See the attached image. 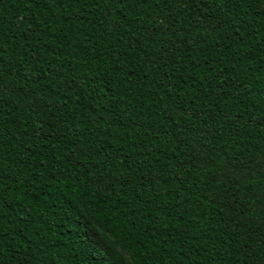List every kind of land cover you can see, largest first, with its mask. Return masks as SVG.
Here are the masks:
<instances>
[{
	"label": "trees",
	"instance_id": "1",
	"mask_svg": "<svg viewBox=\"0 0 264 264\" xmlns=\"http://www.w3.org/2000/svg\"><path fill=\"white\" fill-rule=\"evenodd\" d=\"M245 6L248 8L247 12L237 9L240 12L239 19L244 20L247 16L255 17L259 21L260 17L256 13L264 9V4H261L260 0H253ZM65 11L72 13L71 18L61 15L60 23L57 24L53 14V22L44 26L39 20H48L47 13L42 14L35 9H29L26 4L17 7L16 0H0V25L3 31L0 37L3 41V45L0 46L2 48L0 60L3 63L5 109L13 105L11 99L13 90L19 93L20 85L28 87L25 79L29 74V66L35 68L36 64L31 59L33 50L42 61L54 60L62 52L63 56L56 60L57 71L61 68L60 60H63L66 69H72L73 65L78 69L75 72L77 82L67 100L68 121L64 120L63 115L48 116L50 121H55L56 137L49 135L47 142L45 141L47 126L39 138L31 129L28 130L29 135H24L23 127L14 129L15 134L5 130L7 138L0 147L4 171L11 176L9 170L15 169L21 181L24 177H27V181L16 184V176L7 179L3 215L0 216V238L5 241L7 250L0 264H25L26 258L28 264H170L162 234L166 235L167 232L175 234L177 231L203 237L200 240L201 250L191 261L186 256L182 264H232L226 252V245L232 237H236L232 240L233 246L249 238L259 241V234L253 235L257 230L258 220L249 210L258 197L264 195V175L256 166L260 160L259 145L254 139L257 136L256 130H252L251 134L244 133L233 137L235 143H225L226 137L217 143V150L229 168L234 165L243 167L239 164L243 161L251 170L245 168L239 181L235 178L228 179L222 186L223 191L217 190L214 205L210 201L203 203L197 201L182 186L176 185L177 190L173 192V197L179 203L173 202L170 208L165 206L169 215L164 216L161 213L160 219L166 220L169 227L158 230L154 224L156 215L160 212L158 205L161 201L155 197V192L151 188L137 192L132 190L131 185L119 186L115 183V177L108 182L105 177L109 175V171L103 167L106 163L105 157L109 153L116 155L113 149H122L119 152L121 161L132 152L131 142L128 144L116 142L124 134L123 125L117 124L116 128H108L104 124V121H111L113 118L116 103L114 95L127 98L129 117L145 121L150 117L159 119L156 109L160 104H153V100L157 99L155 92L160 88L159 82L154 83L156 81L154 73L158 65L152 66L151 71L138 65L135 58L138 47L134 43L136 37L127 34L126 29L123 32H116L115 35L111 33L103 35L105 30L97 19L100 10L91 3V0L89 5L84 7L73 3L67 6ZM116 13L123 19L125 10L117 9ZM77 16L80 18L77 19ZM144 19L150 20L151 16H145ZM61 24L64 25L67 41H84L86 35H94L97 39L91 43L60 47L54 51L58 45L66 42L57 39ZM29 26L32 30L26 32L25 29ZM235 27V24L225 25L224 29H219L218 34L213 32L212 36L217 39L223 36L226 41L228 33L234 35ZM53 28L56 29L55 33L52 31ZM192 31L195 33L196 28ZM101 35L102 40L99 39ZM204 35L207 34L201 35L200 38L203 39ZM121 37H124L123 43L120 42ZM177 44L179 45V41ZM199 47L204 51H196L188 56L178 51L175 58L165 55L169 63L162 72L169 73L172 81L177 83L178 92L182 93L183 89H188L192 85L202 89L203 85L208 83L202 80V70L207 67V59L216 54V44L208 40ZM84 50L87 52V63L80 59ZM191 56L200 61L199 69L195 68ZM159 59L157 57V60ZM176 60L180 62L176 63ZM252 65L260 66L261 61L258 58L254 59ZM253 67H249L250 72ZM173 68L176 71H172ZM181 71L183 75H180ZM260 71L264 72V67H261ZM146 72L147 78L142 79ZM63 74L67 76L68 71ZM225 76L231 78V72H225ZM163 78L168 80V76ZM129 80L132 82L131 85ZM262 90L264 85L257 82L253 95L258 98ZM64 98L62 94L60 99ZM132 105H136L135 110ZM73 114L77 116L74 122ZM255 114L259 116L258 112ZM80 116H83V123H80ZM89 116L100 119L104 125L100 133L107 130V138L102 135L98 137ZM131 123L130 119L129 126ZM69 127L72 128L71 132L68 131ZM77 127L80 132L76 131ZM65 133L71 140H76L80 133L84 134L85 142L89 137H93L96 150L92 153L94 159L87 152L78 153L74 167L61 174L53 167L55 160L60 158L59 152L53 156L52 149L63 148L67 153V147L58 143V137ZM161 135L163 136V133ZM65 144L67 145L68 141H65ZM105 147L109 149L108 152L104 151ZM157 155L159 156V153ZM168 156L175 160L170 152ZM90 164L100 167L93 168L94 175H85ZM162 166L163 160L158 164L153 158L151 165H145L142 171L146 173L151 169H162ZM101 172L104 173L103 176L100 175ZM125 175L128 173L125 172ZM166 179L167 176H163L157 188L162 194L164 188L169 191L173 188L171 182L165 184ZM134 183L144 187L141 170L135 174ZM124 197L128 198L127 208L124 206ZM149 197L155 199V204L148 203ZM137 208L140 211H136ZM189 246L195 247L196 241H191ZM157 247L161 249L163 255L161 253L145 255ZM217 251L222 255H216Z\"/></svg>",
	"mask_w": 264,
	"mask_h": 264
},
{
	"label": "snow or ice",
	"instance_id": "2",
	"mask_svg": "<svg viewBox=\"0 0 264 264\" xmlns=\"http://www.w3.org/2000/svg\"><path fill=\"white\" fill-rule=\"evenodd\" d=\"M252 2L253 0H91V3L100 10L97 19L105 30L103 35L108 33L115 35L116 32H123L126 29L127 34L136 37L134 43L138 47L135 58L138 65L148 71L152 70V66L158 65L154 73L156 78L154 83L159 82L160 88L155 92L157 99L153 100V104H160V107L156 109L159 119L150 117L145 121L129 117L127 98L114 95L113 99L116 103L112 113L113 118L111 121H104V124L108 128H116L117 124H122L124 134L116 142L121 144L131 142L132 152L121 161L119 152L122 149H113L116 155L109 153L103 165L109 171V175L105 177L106 181L111 182L115 177V183L119 186L131 185L132 190L137 192L151 188L155 192V197L161 201L158 205L160 212L157 213L154 224L158 230L169 227L166 220L160 219L161 213L164 216L169 215L165 206L170 208L173 202L179 203L173 197V192L177 190L176 185L182 186L197 201L201 203L210 201L214 205L217 200V190L223 191L222 186L228 179L235 178L239 181L245 168L251 170L243 161L239 162L243 167L234 165L229 168L220 151L217 150L220 139L226 137L225 143H235L233 137L244 133L251 134L252 130H256L257 136L254 139L259 145L260 156L256 166L264 175V90L260 92L258 98L253 95L257 82L264 85V72L260 71V68L264 67V9L256 13L260 17L259 21L255 17L247 16L241 20L240 12L237 11L240 9L247 12L248 8L245 5ZM16 3L17 7L20 4H26L29 9H35L42 14L47 13L48 20H39L40 24L47 26L53 22V14H55V22L59 24L61 15L69 18L72 16V13L65 11L67 6L76 3L84 7L89 5L90 0H16ZM260 3L264 4V0H260ZM117 9L125 10L123 19L117 15ZM157 9L160 11H156ZM152 13L155 14L152 15ZM193 13H195L194 17ZM145 16H151V19L146 21ZM79 18L77 16V19ZM90 23L94 24L95 21ZM233 24L236 25L234 35L228 33L226 41L223 36H219L218 39L212 36L213 32L218 34L219 29H224L225 25ZM134 27L135 31H133ZM193 28H196L195 33L192 31ZM31 30V26L25 29L26 32ZM52 31L55 33L56 29L53 28ZM203 34L207 35L201 39ZM2 35V25H0V37ZM103 35L99 39L102 40ZM57 39L66 42L58 45L54 51L60 47H72L73 44L91 43L97 38L94 35H86L84 41H67L64 25L61 24ZM123 39L124 37H121V43ZM208 40L216 44V54L207 59V67L202 70V80L208 83L203 85L202 89L192 85L188 89H183L182 93L178 92L177 83L172 81L168 72H162L169 63L165 55L175 58L178 51L184 52L186 56L196 51L203 52L204 49L199 46ZM2 45L3 41L0 39V46ZM225 48L227 51H223ZM105 51H107L106 47ZM109 54L114 56L112 53ZM61 56H63L62 52L54 60L42 61L38 53L33 50L31 59L36 64L35 68L29 66V74L25 79L28 87L20 85L19 93L12 91L13 105L7 109L4 106L6 97L3 89V63L0 60V147L3 140L7 138L6 129L8 133L15 134L14 129L23 127L24 135H29L28 130L31 129L32 133L39 138L47 126L48 132L44 136L47 142L49 135L56 137L55 121H50L48 116L63 115L64 120L68 121L67 100L77 82L75 72L78 69L75 65L72 69H66L63 60H60L61 68L57 71L56 60H59ZM157 57L160 59L157 60ZM257 58L261 61V65L253 67L252 61ZM80 59L87 63L86 50L81 52ZM191 61L195 68H200V61L195 56H191ZM179 62L176 60V63ZM249 67H253L251 72ZM65 71H68L67 76L63 74ZM172 71L176 69L173 68ZM228 71L231 72V78L225 76V72ZM147 75L146 72L142 79H146ZM180 75H183V71ZM164 76H168V80H164ZM131 83L129 80V85ZM149 92L151 93V89ZM62 94L65 97L63 100L60 99ZM132 108L135 110L136 105H132ZM139 111L142 112L143 109ZM256 112L259 116L255 114ZM76 119L77 116L73 114L72 121ZM130 119L131 126H129ZM79 120L83 123V116H80ZM89 121L94 125L98 137L102 135L107 138V130L100 133L104 125L99 118L93 119L89 116ZM116 130L119 131V129ZM68 131L71 132L72 128L69 127ZM76 131L80 132L79 127ZM29 138L31 139V136ZM93 139L89 137L85 142L83 133H80L76 140H71L67 133L59 136L58 143L67 147L68 150L65 153L63 148L52 149L53 156L57 152L60 156L55 160L53 167L61 174L67 172L77 162L78 153L87 152L94 159L92 153L96 150V145ZM65 141H68L67 145ZM104 151L108 152L109 149L105 147ZM169 152L175 157L174 161L168 156ZM153 158L158 164L163 160L162 169L143 172L145 165H151ZM94 167L100 166L90 164L88 173L85 175H94ZM138 170H141V175L144 177L143 188L134 183ZM9 172L11 176L17 177L16 184L27 181V177L21 181L15 169H10ZM125 172L128 175H125ZM100 175L103 176L104 173L101 172ZM165 175L167 176L165 184L171 182L173 188L172 191L164 188L162 194L157 191V188ZM11 176L4 171L3 160L0 157V216L3 215L5 190L8 187L7 179ZM123 199L124 206L127 208L128 198ZM148 203L155 204V199L149 197ZM249 210L258 220L257 230L253 235L259 234V241L249 238L233 246L232 240L236 237H232L226 245L227 258L232 261V264H264V195L259 196ZM136 211H140L139 208ZM162 238L170 264H182L186 256L191 261L201 250L200 240L203 237L177 231L175 234L172 232L162 234ZM191 241H196L195 247L189 246ZM173 245H175L174 248ZM6 250L5 241L0 238V260L3 259ZM156 253L163 255L159 247L145 255ZM216 255L222 254L217 251ZM25 264H28L27 258Z\"/></svg>",
	"mask_w": 264,
	"mask_h": 264
}]
</instances>
